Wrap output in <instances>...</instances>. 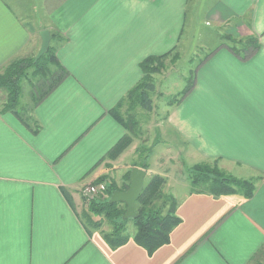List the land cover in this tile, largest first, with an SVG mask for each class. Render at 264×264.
<instances>
[{
    "label": "crops",
    "instance_id": "0c3cea01",
    "mask_svg": "<svg viewBox=\"0 0 264 264\" xmlns=\"http://www.w3.org/2000/svg\"><path fill=\"white\" fill-rule=\"evenodd\" d=\"M28 6L26 20L12 1L0 0V72L16 58L36 56L40 33L49 29L67 74L25 121L0 99V264H251L264 247V0L216 1L211 17L239 19L237 33L260 35V49L243 57L219 48L197 67L193 87L167 116L198 159L262 179L250 198L214 196L191 183L181 193L174 187L181 177L149 165L146 176L167 178L181 218L170 242L153 254L134 241L135 233L112 248L100 230L86 227L82 188L116 168L124 174L132 168L120 167L121 157L100 162L128 133L112 108L142 78L146 57L179 43L188 0H29Z\"/></svg>",
    "mask_w": 264,
    "mask_h": 264
},
{
    "label": "rangeland",
    "instance_id": "374dc122",
    "mask_svg": "<svg viewBox=\"0 0 264 264\" xmlns=\"http://www.w3.org/2000/svg\"><path fill=\"white\" fill-rule=\"evenodd\" d=\"M9 1H12L17 6L22 18L30 19L28 16L31 15L32 10L28 6L29 0ZM216 1L188 0L186 24L180 35L179 43L161 60L151 63L152 72L150 74L151 79L155 83V89L151 92L152 109H143L138 104V100L135 97L136 94L130 97L127 94L124 95L122 98L123 104L119 108L122 114L133 113L137 120L136 126L132 130L130 128L128 130V134L132 137V142L117 157V159L122 158L119 161L120 167L123 164L131 167L142 162L148 163L158 170H168L171 172V177L176 175L179 180L181 177L186 182L184 184L181 180L180 182L176 181L177 185L174 187L181 193H184L186 187L189 186L188 184L191 183L189 178L190 170L196 163L211 162L212 164H217L226 172L228 170L224 168L220 160L198 159L189 148L181 143L177 133L167 122L169 110L172 105L178 103L186 95L185 91L191 84L193 85L197 67L210 58L219 48L226 45L241 51L249 45H251V48L253 46H261L262 42L260 35L250 32L249 34L246 33L245 36L238 34V28L234 27V24L239 20L237 18L223 21L219 17H211L212 8ZM217 6L226 7L227 4L219 2ZM53 43H56L55 40ZM4 68L0 73L4 71ZM42 92H44L43 75L35 72L34 68H30L28 76L22 81V93L18 105V109L23 115L31 118V109L35 101L41 97ZM0 99H3L4 102L7 101V92L4 88H0ZM4 102L2 103L3 106H5ZM122 168L112 170L109 175L110 178L115 177L116 179H113L120 186L126 182ZM247 173V175L240 177H260L251 170H247ZM151 176V173H149L145 178V182H148ZM174 182L175 179H172V183ZM164 187L165 192H168L167 178ZM201 188L198 187V189ZM95 197L101 199L103 196L99 193L95 194L93 198ZM85 199L89 206L91 199L87 197ZM90 214L93 215L91 218L98 223V226L93 227L89 223L88 215ZM81 219L83 223H87L92 229L97 228L100 230L102 234L109 233L113 229V225L105 216H96L87 209ZM127 228L126 233L129 235L135 233L137 229L133 220L129 221ZM251 264H264V247L256 253Z\"/></svg>",
    "mask_w": 264,
    "mask_h": 264
},
{
    "label": "trees",
    "instance_id": "16d2710c",
    "mask_svg": "<svg viewBox=\"0 0 264 264\" xmlns=\"http://www.w3.org/2000/svg\"><path fill=\"white\" fill-rule=\"evenodd\" d=\"M231 48L236 53L242 54L243 57H247L256 53L260 46L251 48V45H249L241 50L242 52L233 47ZM167 54L150 55L140 63L143 76L128 92L127 96L130 97L136 94L138 104L143 109L151 110L153 107L151 92L155 89V83L151 79V63L161 60ZM30 68H34L35 72L43 75L44 92H42L40 98L51 92L67 74L64 66L58 61L55 48L52 45H50L47 53L43 54L37 61H35V56L16 58L5 66L4 71L0 73V88H4L7 92V101L4 107L16 112L24 121L23 114L17 109L22 93V81L28 76ZM192 87L191 84L185 94ZM122 100L118 102L115 108H112V113L128 130L129 128L132 130L137 123L136 116L130 112L122 114L119 111L120 106L123 104ZM131 142L132 137L128 133L125 134L100 162L107 158L116 159ZM135 166L149 168L148 163L142 162L134 164L132 168ZM132 168L126 172L124 176L126 182L122 186L107 174L100 176L94 183L105 184L103 192H100L103 197L101 199L92 198L88 210L96 216H105L113 225L111 232L103 234L104 239L112 248L120 246L130 239V235L126 231L129 221L133 220L137 227L133 236L134 241L145 247L150 254H153L159 247L170 242L172 230L181 222V218L177 214V199L173 194L165 192L166 177L161 174H153L150 180L145 182L143 191L136 202L138 216L124 219L123 215L127 205L124 202L111 203L110 198L115 190L128 188ZM189 178L194 190L208 192L214 196L240 194L246 198H250L255 194L257 183L262 179L261 177H238L222 170L217 164L211 162L194 164L190 170ZM198 187L202 188L198 189ZM92 216L91 214L88 215V221L93 227H96L98 223L91 218ZM85 225L89 228L87 223Z\"/></svg>",
    "mask_w": 264,
    "mask_h": 264
},
{
    "label": "water",
    "instance_id": "95a60500",
    "mask_svg": "<svg viewBox=\"0 0 264 264\" xmlns=\"http://www.w3.org/2000/svg\"><path fill=\"white\" fill-rule=\"evenodd\" d=\"M42 44L35 56V61L40 59L43 54L47 53L51 45L52 34L49 29H43L41 31ZM147 171L142 167H133L130 173L129 186L125 190L117 189L113 192L110 202H124L127 207L123 215V218H136L138 212L136 210V202L143 191L145 184V177Z\"/></svg>",
    "mask_w": 264,
    "mask_h": 264
},
{
    "label": "built area",
    "instance_id": "2783aa9c",
    "mask_svg": "<svg viewBox=\"0 0 264 264\" xmlns=\"http://www.w3.org/2000/svg\"><path fill=\"white\" fill-rule=\"evenodd\" d=\"M105 184H95V183H89L83 186L82 193L85 197L88 199H91L94 197L95 194H99L100 192H103Z\"/></svg>",
    "mask_w": 264,
    "mask_h": 264
}]
</instances>
